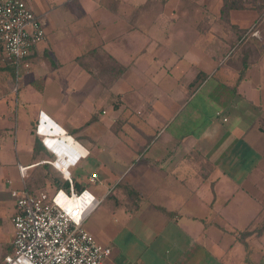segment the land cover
<instances>
[{
  "label": "crops",
  "instance_id": "1",
  "mask_svg": "<svg viewBox=\"0 0 264 264\" xmlns=\"http://www.w3.org/2000/svg\"><path fill=\"white\" fill-rule=\"evenodd\" d=\"M27 1L47 37L23 68L21 103L0 92V141L27 125L24 161L0 143V256L14 249L11 192L52 187L33 129L43 114L42 133L64 129L90 151L81 186L104 213V264H264V37L248 30L260 15L222 20L223 0ZM74 160L56 165L68 174Z\"/></svg>",
  "mask_w": 264,
  "mask_h": 264
},
{
  "label": "built area",
  "instance_id": "2",
  "mask_svg": "<svg viewBox=\"0 0 264 264\" xmlns=\"http://www.w3.org/2000/svg\"><path fill=\"white\" fill-rule=\"evenodd\" d=\"M47 37L43 20L34 13L27 0H0V47L15 68L17 77L23 68L38 54V46ZM39 127L42 144L54 156L53 165L58 161L56 154L47 145L46 139L64 140L70 136L69 152L75 157L68 166L69 173H61L69 183V190L47 188L37 190H13L16 214L13 218L15 229L13 252L0 256V264H104L112 255V248L100 244L84 227L85 222L99 204V200L88 190L76 191L71 168L90 155L80 141L64 129L56 134L52 128L42 133L43 114ZM54 166V165H53ZM27 167H21L25 178ZM98 174L93 173L89 182L97 183Z\"/></svg>",
  "mask_w": 264,
  "mask_h": 264
},
{
  "label": "rangeland",
  "instance_id": "3",
  "mask_svg": "<svg viewBox=\"0 0 264 264\" xmlns=\"http://www.w3.org/2000/svg\"><path fill=\"white\" fill-rule=\"evenodd\" d=\"M255 3L260 4L259 6H264V0H247V3H246V5H244L243 9L254 10L258 13V15H260L259 9L255 8V6L253 5ZM261 22H263V23L259 24ZM262 26L264 27V15L263 16L260 15V19H258V21L256 23H254L253 25H251L249 27V29H248L249 33L251 35L253 34V35L264 37V32H263L264 29L263 30L259 29V28H262ZM239 48H240L239 52H241V50H242L241 46ZM245 48H246V46L243 47V50H246ZM1 58L3 60L2 62L5 63L7 58L4 56H2ZM23 70L24 69L21 70V74L19 77L16 76L15 80H13L14 79L13 72H11V71H6V72L0 71V92L1 91L6 92L7 93L6 100H10L11 102L16 101L17 105L20 104L22 101V89H19V88L21 87L20 85L22 84L23 79H24ZM9 80L11 81L12 89H14V88H17V90L19 89L18 93H16L11 88L10 89L8 88L10 86V84L8 83ZM9 90H10V92H9ZM2 95H3V93H2ZM40 122H41V119L38 122L37 126L33 124V129L36 130L37 134L39 132L38 130H39V127L41 124ZM26 126H27L26 124H22V122H20V121L14 122L11 126H8V128H9V131L7 132L8 134L1 136V141H0V143L4 149L3 151H6L11 157L17 156V154L20 155V157L22 158L21 161H24L25 160L24 158H27L23 152L25 150V146L23 145V141H24L23 130L27 128ZM38 136H39V134H38ZM41 152L44 153V150L35 149V156H36L35 158L36 159L45 157L44 154L39 155ZM57 153L59 156L58 162H62L64 156L69 154L70 152L69 151L68 152H60L59 151ZM47 157H50V159H49L50 161L54 160V156H52V154H50ZM55 163H57V162H55ZM93 164H94L93 160L88 159V160H83L82 162H80V164L77 168H71L74 175H76L77 179H78V181H76V185L81 186V184H83V182L85 183L87 181L88 175L94 169ZM58 169L61 172H63L60 168H58ZM51 172L53 173L54 176L57 175L58 178L60 176H61L60 178H62V176H63L55 167H51ZM43 187H44V181L41 180L40 188H37V185L35 183L33 190L43 189ZM52 187L47 188V189L52 192L54 189V186H52ZM44 188H46V187H44ZM64 189H66V191H68V188H64ZM76 191H78V192L80 191L79 187L78 188L76 187ZM103 216H104V213H103L102 209L99 208L98 210L91 212L88 220H86V222H85L84 227L88 230H91L97 236V237L95 236L96 239L98 237H100V238L102 237V235L97 231V229L103 221ZM97 241H98V239H97Z\"/></svg>",
  "mask_w": 264,
  "mask_h": 264
},
{
  "label": "trees",
  "instance_id": "4",
  "mask_svg": "<svg viewBox=\"0 0 264 264\" xmlns=\"http://www.w3.org/2000/svg\"><path fill=\"white\" fill-rule=\"evenodd\" d=\"M224 1V5L222 8V20L223 19H228L230 11L233 9H243L244 5H246L247 0H223ZM255 6V8L259 9L260 15L263 16L264 15V6H259L260 4L255 3L253 4ZM263 7V8H262ZM68 143L54 139L52 140V142H49V145L52 147L53 150H55L56 152H58L57 147L58 146H65ZM36 149H41V145L39 142H36ZM43 169L45 170V178L48 180V182L54 186L55 189L58 188H68L69 190V183L68 181H66L63 176L62 178H58L57 175L54 176L53 173L51 172V166L50 165H44ZM75 182V188L79 187V192L83 191L86 188H83L80 185H76V181Z\"/></svg>",
  "mask_w": 264,
  "mask_h": 264
},
{
  "label": "bare ground",
  "instance_id": "5",
  "mask_svg": "<svg viewBox=\"0 0 264 264\" xmlns=\"http://www.w3.org/2000/svg\"><path fill=\"white\" fill-rule=\"evenodd\" d=\"M49 138V137H48ZM75 142V140H73L72 138H69L67 141H66V143H69L70 144V146H69V149L71 148V144L72 143H74ZM58 159H59V157H58ZM54 167L55 168H57V165H56V163L54 162ZM61 168V170L63 171V172H65L64 174H66L67 172H66V163L64 162V164L60 167ZM58 169V168H57ZM59 170V169H58ZM68 170V172H69V168L67 169ZM60 171V170H59ZM61 172V171H60ZM63 172H61V173H63Z\"/></svg>",
  "mask_w": 264,
  "mask_h": 264
}]
</instances>
